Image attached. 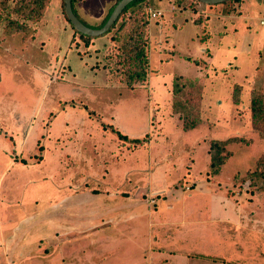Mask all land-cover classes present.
Listing matches in <instances>:
<instances>
[{
	"label": "rangeland",
	"instance_id": "374dc122",
	"mask_svg": "<svg viewBox=\"0 0 264 264\" xmlns=\"http://www.w3.org/2000/svg\"><path fill=\"white\" fill-rule=\"evenodd\" d=\"M113 1L88 0L80 12L98 24ZM189 1L142 3L150 14L159 6L163 14L149 15L148 77L132 85L123 79L111 33L94 37L100 45L81 47L82 53L68 40L74 30L70 23L64 34L60 29L54 34L52 29L62 25L57 3L42 19L51 24L48 31L25 37L23 31L4 34L1 25L0 264H147L144 255L152 249L160 252L152 264H264V116L254 118L251 111L255 89L264 87V0L251 3L242 19L239 2L219 3L212 6L216 15L199 24ZM228 8H233L229 17ZM175 74L202 89L194 104L195 96L178 97L179 112L173 109ZM56 113L57 130L65 120L81 127L85 119L89 138L77 142L75 136L41 160L53 147L48 136ZM184 118L200 124L186 130ZM112 123L131 137L147 139L119 141L117 148L111 133L103 131L114 132ZM233 136L228 157L218 173H211V140ZM84 179L97 189L109 183L126 190L159 183L166 190L147 192L150 211L144 217L108 226L98 236L58 239L57 247L42 242L37 252L13 256L14 241L4 236L15 234L19 244L31 239L41 231L37 219L47 207L71 192L69 183ZM226 202L239 204L230 205L229 221L223 219Z\"/></svg>",
	"mask_w": 264,
	"mask_h": 264
},
{
	"label": "crops",
	"instance_id": "0c3cea01",
	"mask_svg": "<svg viewBox=\"0 0 264 264\" xmlns=\"http://www.w3.org/2000/svg\"><path fill=\"white\" fill-rule=\"evenodd\" d=\"M87 1L88 0H75L74 8L77 14H79L86 21L90 22L93 20L87 17L82 12H80L81 7L83 5L85 6V3ZM116 1L117 0H114L112 4L107 5L106 6L107 10L104 12H101L99 18L96 21L100 22L105 17V15L108 13L110 7ZM257 1L258 0H242L239 5V12H240L239 17L241 19L244 18L245 12H247V9L251 5V3H252V6H254V3H256ZM52 3L58 4V7L60 9V14H57V16L59 17V19H62V22H61L62 25H60L59 28L55 27L52 30L54 31V34H57L56 32L58 31V29H60L61 34H64L65 31L69 29L70 24H69V21L66 20L67 18L62 13L63 9L61 7V0H51L49 6ZM245 4L247 5L246 6L247 8L243 10L242 7H244ZM49 6L47 8H49ZM155 9L163 11V8L160 6L155 7ZM203 10L205 11L207 15H209V18H208L209 20L212 18V16L216 15L215 13L216 9L213 7L211 8L205 7L203 8ZM190 13L193 14L191 9H190ZM227 16L229 17L231 16V14L227 13ZM263 17H264V11H263ZM263 17L260 19V23ZM39 21L33 25L36 35L40 34L43 31L50 30L48 26L51 24L47 20L45 21V23H43V20L41 22ZM261 24L264 25V23H261ZM148 32L152 33V27L150 24L148 26ZM44 34L46 38H49L46 33ZM76 34L77 33L74 30H69L68 40H72V41L74 40L77 43L76 45L78 46L77 49H80L81 53L83 51L81 50L82 49L81 47H83L85 50L87 49L89 50L93 47H96V48L98 47L100 40H95L94 38H92L91 40H88V41L85 40V42H83L81 38H78L79 35L77 34L78 36H76ZM260 34L264 35V30L260 31ZM50 36H52V34ZM54 37H57V36L55 35ZM63 110H66V106L63 107ZM58 113H56L55 116L52 118L51 124L49 127L50 131H49V136H48V143L53 147L51 148L50 146L47 147V156L46 158L43 157L41 160H45V159L47 160L49 158L50 149L63 148L64 146H66V144H69L70 142H74L75 136L77 137V140H78L77 142H80L79 140H85L86 138H89V136L88 137L86 136L87 130H86V122L84 121L85 119L81 121V127H80V124H78L76 126L77 128L75 127V125L71 124L70 121L65 120L64 121L65 123L60 128V130H57L56 124H57V121L60 115ZM111 125L113 128H115L114 132L116 134L117 133L116 130H119V128L116 127L113 123ZM147 130H149V128H147ZM103 131L104 132L107 131L106 133H111L112 140L115 141V146L117 148H118L119 141L120 143H124V141H126L127 144H129L127 139L119 138L117 135H115L112 129H106L104 127ZM119 131L122 134H125L128 138L133 137V136L132 137L129 136L128 134H126L125 132L121 130ZM88 132L90 134V131ZM77 134L79 135L77 136ZM113 134L115 137H113ZM57 144H61L62 146H57ZM23 146H24L23 144L21 146L19 145L20 149L18 150L22 152ZM129 148L133 150L132 147H129ZM67 150L72 151V148L69 147L67 148ZM117 151L118 149L115 148L114 149L115 155ZM66 153L70 154L67 151ZM127 173L128 172L126 171L125 174ZM86 184L87 183L85 182V179L81 183L79 181L73 184L69 183V185L71 186L69 191L71 192L65 195L64 197H62L60 200H58V202H53L49 207H47V210H46L47 214L45 212V215L42 216L41 219H37V225H40L41 231L39 232L36 229L35 234H33L31 239H28L27 241H25V243L19 244V242L17 241V236L15 234L12 235L11 237L4 236L5 240L7 239L9 240V243L14 241L13 245H9L10 249L12 251H15L13 252L14 253L13 256L20 258V257L25 256L27 253L31 251L37 252L39 248L41 249L40 246L42 242L48 241V243L46 244H49L53 247H57L61 244L60 241L59 243H57L58 239L60 240L69 239L70 240L73 238H80V237H83L84 239L85 238L84 236L86 234L87 235L90 234L91 236H98L101 233H105L108 226H110L109 228H115V227H118L119 223L122 221H127L128 219L140 218L142 216L144 217V215H146L148 211H150L149 206L147 207L144 203V202H147L145 201L146 200L145 197L149 196L147 192L151 190V193L154 194V193L162 192L166 190L165 187H159L158 186L159 183L152 187H147V188H141L136 184L137 186H135L134 189L131 188L130 190L122 189V188H119L118 186L115 188L111 187L112 185L109 186L110 183L105 184L104 188H102L103 190L89 187ZM166 184L170 185L171 183L168 182ZM172 199L174 200V198ZM172 199L170 198L169 201H168V198L164 200L166 202H170ZM230 205H235L237 207L239 206V204L237 203L235 204V202H232V203L226 202L225 207H223V209L225 210L223 212L225 213V216L223 217V219H226V221H229V217L231 216L230 212L232 209H230ZM164 207H166V205H164ZM154 211L156 213L157 209ZM20 237L22 236L20 235ZM44 247L47 248L45 244H44ZM156 253L158 255L160 252L156 249H152L151 252L145 253L144 256L146 257L147 255L145 262H147V264H152L151 257L154 256Z\"/></svg>",
	"mask_w": 264,
	"mask_h": 264
},
{
	"label": "trees",
	"instance_id": "16d2710c",
	"mask_svg": "<svg viewBox=\"0 0 264 264\" xmlns=\"http://www.w3.org/2000/svg\"><path fill=\"white\" fill-rule=\"evenodd\" d=\"M74 1L73 8H74ZM118 1V0H117ZM117 1L110 7L108 13L98 24H90L85 19H83L79 14H77L75 8V13L88 25L94 27H102L107 19L109 18L115 4ZM145 0H133L131 1L120 13L116 21L112 24V26L104 33L110 34V40L116 46L117 54L119 56V64L121 69H123L124 80L132 85L134 82H142L148 77V53H147V42H148V26H149V15L147 5L142 4ZM237 1L239 5L242 0H226L221 2L222 4L228 5L232 2ZM51 0H0V28L1 25L4 24L3 33L9 32H24V36H28L29 32H34L35 29L33 25L41 20L44 16V13L49 6ZM184 0H176L178 5H181ZM142 4L141 6H138ZM219 3H207L201 0H190L189 8L192 9L194 15V22L197 24L203 23V19L205 21L209 18V16L205 13L203 8L206 6L212 7ZM229 4V5H230ZM65 4L62 0L63 13L71 26L74 28L75 32L84 38L92 39L96 36L87 35L79 32L69 20L66 11ZM233 8H228L225 10L226 13H230ZM30 22V23H29ZM208 37H201V40L205 41ZM86 40V39H85ZM88 41V40H86ZM114 52V53H115ZM195 61H198L195 59ZM192 78H188L182 74H175L172 82V92H173V100H174V111L179 112L181 105L180 96H195L193 104L195 102V98H200L202 89L201 85L194 84L191 80ZM194 80V79H193ZM196 80V79H195ZM194 80V81H195ZM193 104H189L193 106ZM251 111L253 113L254 118H259V116H264V87L255 89V92L252 95L251 100ZM200 121H193L189 118H184L183 126L184 129L190 130L198 127ZM117 134L120 138L127 139L133 143L139 144L143 143L147 139V135L144 138L140 137H132L128 138L125 134H122L119 130H116ZM236 137H229L227 139H212L210 143L209 153L211 154L210 160V172L218 173L222 164L225 162L226 158L229 155L227 152V143L232 140H235ZM263 174L264 173H260Z\"/></svg>",
	"mask_w": 264,
	"mask_h": 264
},
{
	"label": "water",
	"instance_id": "95a60500",
	"mask_svg": "<svg viewBox=\"0 0 264 264\" xmlns=\"http://www.w3.org/2000/svg\"><path fill=\"white\" fill-rule=\"evenodd\" d=\"M133 0H119L109 18L105 22V24L102 27H94L86 24L74 11L72 0H64L65 4V11L66 14L71 21L72 25L81 33L92 35V36H99L105 33L112 24L116 21L122 10ZM203 2L207 3H221L226 0H201Z\"/></svg>",
	"mask_w": 264,
	"mask_h": 264
},
{
	"label": "built area",
	"instance_id": "2783aa9c",
	"mask_svg": "<svg viewBox=\"0 0 264 264\" xmlns=\"http://www.w3.org/2000/svg\"><path fill=\"white\" fill-rule=\"evenodd\" d=\"M162 14H163V11L162 10H154V11H151V16L152 17H158V16H160ZM261 22L264 23V17L261 20Z\"/></svg>",
	"mask_w": 264,
	"mask_h": 264
}]
</instances>
